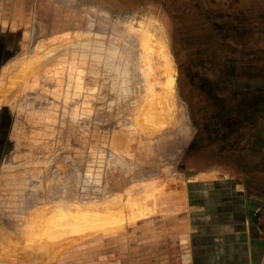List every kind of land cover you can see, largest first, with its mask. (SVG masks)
Wrapping results in <instances>:
<instances>
[{"label":"rangeland","instance_id":"rangeland-1","mask_svg":"<svg viewBox=\"0 0 264 264\" xmlns=\"http://www.w3.org/2000/svg\"><path fill=\"white\" fill-rule=\"evenodd\" d=\"M12 1L0 264H174L194 183L264 198V0Z\"/></svg>","mask_w":264,"mask_h":264},{"label":"crops","instance_id":"crops-1","mask_svg":"<svg viewBox=\"0 0 264 264\" xmlns=\"http://www.w3.org/2000/svg\"><path fill=\"white\" fill-rule=\"evenodd\" d=\"M203 178L192 185L185 251L176 249L174 264H264V198L240 183ZM146 250L136 264H145Z\"/></svg>","mask_w":264,"mask_h":264},{"label":"bare ground","instance_id":"bare-ground-1","mask_svg":"<svg viewBox=\"0 0 264 264\" xmlns=\"http://www.w3.org/2000/svg\"><path fill=\"white\" fill-rule=\"evenodd\" d=\"M171 69H172V68H171ZM168 71H169V70H168ZM168 71H167V72H168ZM167 72H166V75H167ZM169 72H170V71H169ZM169 75H170V73H169ZM167 78H169V77H167ZM171 79H172V77L170 78V80H169V79H168V80L171 81ZM159 81H160V79H159ZM156 82H157V81H156ZM163 83H164V82H163ZM169 83H170V82H169ZM158 84H160V83H158ZM165 85H166V84H165ZM167 85H168L169 89L171 90V92H170L169 89H168V91H169V92H168L167 89L164 88V89L166 90L165 94H166V93H167V94H168V93H172V92H173V91H172L173 88L170 87V86H172L171 83H170V85H169L168 82H167ZM173 85H174V84H173ZM160 86H162V85H160ZM164 89H162V90H164ZM165 90H164V91H165ZM154 91H156V90H154ZM152 92H153V91H152ZM154 93H155V92H154ZM152 94H153V93H152ZM167 94H166V95H167ZM154 95H156V94H154ZM157 95H158V94H157ZM157 95H156V97H157ZM168 95H169V94H168ZM109 96H110V95H109ZM150 96H151V95H150ZM153 100H154V99H153ZM149 101H151V100H149ZM149 103H150V102H149ZM147 106H148V105H147ZM150 106H151V105H149L148 107L150 108ZM154 106H156V105L153 104V105H152V108H153V109H154V108L157 109V107H154ZM146 108H147V107H146ZM152 108H150V109H152ZM153 109H152V110H153ZM156 109H155V110H156ZM159 110H160V108H159ZM156 111H157V110H156ZM156 111H155V112H156ZM149 112H150V111H149ZM160 112H161V111H160ZM160 112H159V113H160ZM151 113H152V111L150 112V114H151ZM153 113H154V111H153ZM153 113H152V115H153ZM158 115H160V114H158ZM152 117H155V115H153ZM159 117H160V116H159ZM159 117H157V119H158ZM154 119H155V118H154ZM157 119L154 120V123L157 122V121H156ZM155 121H156V122H155ZM159 122H160V121H159V119H158V123H159ZM158 123H157V124H158ZM162 123H163V122H162ZM160 124H161V122H160ZM116 207H117V206H116ZM79 210H80V209H79ZM80 211H81V210H80ZM80 211L73 212V218L76 219V220H75L76 223H77V222H78V223H79V222L81 223L82 217H90V216H92V215L95 216V217H98V215H99V214H97V213H93V212H92L91 214H86V213H83V212H80ZM114 211H115V210H114ZM63 212H64V211H63ZM66 212H67V211H66ZM110 212H111V211H110ZM115 212H117V210H116ZM118 212H119V211H118ZM67 213H68V212H67ZM119 213H120V212H119ZM135 213H136V212H135ZM137 213L140 214L139 211H138ZM114 214H115V213H114ZM114 214H113V215H114ZM113 215H112V216H113ZM115 215H116V214H115ZM138 216H143V215L140 214V215H137L136 217H138ZM47 217H48V216H47ZM69 217H70V216H69ZM55 218H56V217H55ZM108 218H109V217H108ZM125 218H126V215H125ZM132 218H133V217H132ZM79 219H80V220H79ZM67 220H68V219H67ZM109 220H110V219H109ZM109 220H108V221H109ZM123 221H124V220H122V223H123ZM111 222H113V223H114V222H117L116 225L114 224L115 227H116L117 224L120 223L121 221L118 222L117 220L115 221V219L112 218V220L109 221V224H110ZM81 226H82V225H81ZM81 226H80V227H81ZM110 227H112V226H110ZM117 227H118V226H117ZM47 232H48V231H47ZM33 235H34V234H33ZM30 239H31V238H30Z\"/></svg>","mask_w":264,"mask_h":264},{"label":"trees","instance_id":"trees-1","mask_svg":"<svg viewBox=\"0 0 264 264\" xmlns=\"http://www.w3.org/2000/svg\"><path fill=\"white\" fill-rule=\"evenodd\" d=\"M241 86H245V87H241ZM241 86H238V90H240V88H247V89H249V88H253V87H251V86H253L252 84H250V83H248V82H246V83H243V84H241ZM244 90V89H243ZM252 109H254V107L252 108ZM224 118V117H223ZM221 125H222V131H221V135H220V137H221V141H220V144H222L223 145V143L226 141V140H229L231 143H235V142H237V143H240V141H243V142H245V141H249L248 139H244V138H241V139H239L238 137H236V136H234V137H226V133L229 131V127L227 126V123H226V120L225 121H222L221 122ZM221 145V146H222Z\"/></svg>","mask_w":264,"mask_h":264}]
</instances>
